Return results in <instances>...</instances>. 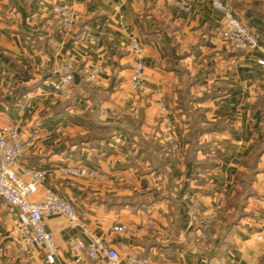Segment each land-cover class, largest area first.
<instances>
[{
    "label": "crops",
    "instance_id": "obj_1",
    "mask_svg": "<svg viewBox=\"0 0 264 264\" xmlns=\"http://www.w3.org/2000/svg\"><path fill=\"white\" fill-rule=\"evenodd\" d=\"M55 6L76 15L66 34ZM233 6L264 48V0ZM221 29L208 0H0V119L29 142L20 169L44 173L31 200L53 190L123 262L264 264L263 55L231 48ZM133 39L145 51L141 94L129 89ZM68 61L73 84L60 100L50 83ZM164 133L175 159L159 153ZM65 166L99 175L64 176ZM45 222L56 264L70 261L69 240L87 236L63 217ZM114 224L142 231L108 233ZM19 233L17 210L0 200V264H48Z\"/></svg>",
    "mask_w": 264,
    "mask_h": 264
},
{
    "label": "built area",
    "instance_id": "obj_2",
    "mask_svg": "<svg viewBox=\"0 0 264 264\" xmlns=\"http://www.w3.org/2000/svg\"><path fill=\"white\" fill-rule=\"evenodd\" d=\"M254 0H208L213 11L221 16V39L228 46L237 50L255 52L260 50L263 57L257 61L264 66V48H259V35L250 26L244 24L236 16L234 3H251ZM183 12H189L184 2L175 1ZM61 23V29L66 34L76 22V15L72 9L63 6L53 8ZM130 52L137 60L129 78L130 89L136 93L144 92L145 65L142 58L145 54L143 46L137 39L131 40ZM59 79L50 83L52 94L60 99L69 98L73 84V64L68 61L63 63ZM97 80V71L88 75V81L94 83ZM5 89L10 88V83H5ZM29 147V142L23 139L16 125H4L0 119V200L18 212L20 224V240L26 245L44 251L48 264H56L57 249L51 232L47 229L45 218L47 216H59L67 219L72 227L80 229L87 241L77 238L69 240V254L71 260L61 264H81L84 258L90 261L105 260V264H147V260L135 255L127 257L123 262L115 249L110 247L102 238L95 237L87 226L83 224L75 212L72 204L50 188L43 190L38 201L31 200V195L43 188V171L35 168L20 169L19 162ZM180 148L169 133H164L160 140L159 153L166 159H175ZM64 176H72L83 179L96 178L99 172L96 169H88L81 166H65L60 169ZM219 209V207H217ZM193 207L187 211L191 212ZM150 220L146 222V228H150ZM142 231L139 227L122 224H114L108 229V233L136 236Z\"/></svg>",
    "mask_w": 264,
    "mask_h": 264
},
{
    "label": "rangeland",
    "instance_id": "obj_3",
    "mask_svg": "<svg viewBox=\"0 0 264 264\" xmlns=\"http://www.w3.org/2000/svg\"><path fill=\"white\" fill-rule=\"evenodd\" d=\"M235 50H237V49H235ZM244 51V50H243ZM129 89H130V86H129ZM132 91V90H131ZM139 94H141V93H139Z\"/></svg>",
    "mask_w": 264,
    "mask_h": 264
}]
</instances>
